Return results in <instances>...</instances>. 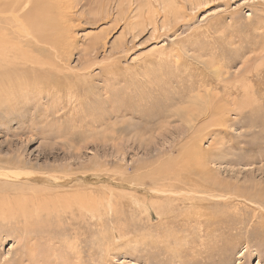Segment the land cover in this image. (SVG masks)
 Here are the masks:
<instances>
[{"label":"rangeland","instance_id":"rangeland-1","mask_svg":"<svg viewBox=\"0 0 264 264\" xmlns=\"http://www.w3.org/2000/svg\"><path fill=\"white\" fill-rule=\"evenodd\" d=\"M91 1L49 49L70 84L0 110V204L41 210L30 228L0 223V264H264L263 0ZM253 66L261 85L247 90ZM199 100L227 108V121L201 120ZM194 135L207 158L187 174L228 191L177 181Z\"/></svg>","mask_w":264,"mask_h":264},{"label":"bare ground","instance_id":"bare-ground-1","mask_svg":"<svg viewBox=\"0 0 264 264\" xmlns=\"http://www.w3.org/2000/svg\"><path fill=\"white\" fill-rule=\"evenodd\" d=\"M89 1V0H88ZM91 1V0H90ZM98 1V0H97ZM151 1V0H150ZM197 1V0H196ZM194 0H190L191 6L195 5ZM208 1V0H207ZM92 2V1H91ZM126 2V1H125ZM264 0L262 1V3ZM84 3V2H83ZM94 3V1H93ZM93 3L88 4L92 5ZM210 3V2H209ZM164 4V9L167 12L166 14H171V13H177L176 9L174 8L173 5H171L170 2H163ZM193 4V5H192ZM86 5V4H85ZM79 6H82V0H0V110L5 109V110H12L14 108L19 107V105L22 103V99L26 100L28 91L31 89H34L35 91L31 93L32 95L40 90V88H44V90H47L45 88L46 83L49 85L52 83V85H60V84H65L69 85V79L68 77L64 74V70L60 67L59 69L53 64L54 59L53 57L49 54V49H52L54 51H59L61 44L64 42L61 41L63 37H61L65 32L71 31L73 29L72 23L74 22L75 19V11L78 9ZM201 6V5H200ZM261 6V5H259ZM85 7V6H84ZM90 7V6H89ZM130 7V6H129ZM194 7V6H193ZM196 7V6H195ZM262 7V6H261ZM260 7V8H261ZM86 8V7H85ZM92 8V6H91ZM100 8V7H99ZM154 8V7H153ZM81 9V8H80ZM87 9V8H86ZM130 9V8H129ZM119 11V10H118ZM78 13V12H77ZM76 13V14H77ZM80 13V12H79ZM118 13V12H117ZM121 13V12H120ZM119 13V14H120ZM181 13V12H180ZM185 13V12H184ZM182 14V13H181ZM263 14V13H261ZM177 14H175L176 16ZM259 15V14H257ZM78 16V15H77ZM76 16V17H77ZM81 16V15H80ZM171 15H169L170 17ZM260 16V15H259ZM258 16V18H260ZM264 16V15H262ZM261 16V17H262ZM82 17V16H81ZM120 17V16H119ZM178 17V16H177ZM152 18V17H151ZM167 17L165 16V22ZM256 18V19H258ZM263 18V17H262ZM260 18L261 20H263ZM81 19V18H80ZM78 19V20H80ZM83 19V18H82ZM169 19V18H168ZM111 20V19H110ZM175 20V19H174ZM113 21V20H112ZM116 21V20H115ZM146 22V21H145ZM235 24V23H234ZM131 23L129 24V26ZM137 25V24H136ZM155 26V25H154ZM237 26V25H236ZM254 26V24H253ZM252 26V27H253ZM115 27V26H114ZM165 27V26H164ZM128 28V26H127ZM135 28V27H134ZM250 28V27H249ZM254 28V27H253ZM230 30V28H229ZM254 30V29H253ZM73 31V30H72ZM110 31V30H109ZM227 31V30H226ZM245 32V31H244ZM257 32V31H256ZM70 33V32H69ZM72 33V32H71ZM253 33V32H251ZM133 34V33H132ZM131 34V35H132ZM256 34V33H255ZM133 36V35H132ZM262 36V35H261ZM249 37V36H248ZM70 38V37H69ZM136 38V36H135ZM260 38V37H259ZM262 38V37H261ZM255 39V37H254ZM257 41V40H256ZM261 41V40H259ZM259 41L257 43H259ZM68 42V41H67ZM66 44H70L67 43ZM233 42V41H232ZM250 42V41H249ZM252 42V41H251ZM122 42H119V44ZM248 43V41H247ZM90 44V43H89ZM118 44V45H119ZM250 44V43H249ZM248 44L247 47L250 48V45ZM253 44V43H252ZM117 45V46H118ZM256 45V44H255ZM264 45V44H263ZM73 46V45H72ZM93 46V45H92ZM121 46V44H120ZM245 46V45H244ZM253 46V45H251ZM97 47V46H96ZM105 47V46H104ZM119 48V47H118ZM257 48V46L255 47ZM63 49V48H62ZM88 49H90L88 47ZM243 49V48H242ZM245 49V47H244ZM248 49V48H247ZM259 49V48H258ZM220 50V49H219ZM246 50V49H245ZM244 51V50H243ZM242 51V53H243ZM249 51V50H248ZM257 51V50H256ZM68 52V51H67ZM87 52V51H86ZM177 52V51H176ZM218 52V51H216ZM255 52V51H254ZM260 52V51H259ZM34 53H39L40 57L34 58L33 54ZM245 54V53H244ZM248 54V53H247ZM44 55V56H42ZM263 54L260 56H255L256 58L262 57ZM177 58V57H176ZM187 58V57H186ZM243 58V57H242ZM255 58V59H256ZM57 59V58H56ZM200 59V58H199ZM59 60V59H57ZM56 60V61H57ZM257 60V59H256ZM261 60L262 62L259 65H255L256 67V73L259 76H262L261 74L264 73V57L258 59V61ZM188 61V60H187ZM197 61V60H196ZM212 61V60H211ZM253 61V60H252ZM191 62V61H190ZM199 62V61H198ZM63 65V63H62ZM111 65V64H110ZM92 66V65H91ZM217 66V65H216ZM215 66V68H216ZM113 68H116V66H112ZM192 67V66H191ZM209 67V66H208ZM250 67V65H249ZM109 68V67H107ZM245 68V67H244ZM104 68H102L103 70ZM254 69V66H253ZM84 70V69H83ZM109 70H111L109 68ZM217 70H220L218 68ZM243 70V69H242ZM250 70V68H249ZM108 71V70H107ZM220 72V71H219ZM245 77L243 78L245 81H250L253 83L252 86L248 87L247 84L245 86L244 80L239 77L238 84L245 86L244 89H249L252 88L254 89L255 87L257 88L261 84L258 83L255 80V69L250 70L246 72ZM72 74V73H71ZM76 74V72H75ZM220 74V73H219ZM218 74V76H219ZM228 74V73H227ZM78 76V75H77ZM76 76V77H77ZM217 76V77H218ZM222 77V74H221ZM81 78V77H80ZM79 78V79H80ZM234 78V77H233ZM232 78V79H233ZM77 79V78H76ZM83 79V78H81ZM174 79V78H173ZM201 79V78H200ZM219 80V77L217 78ZM222 79V78H221ZM224 80V79H223ZM234 81V80H233ZM74 82V81H73ZM80 82V81H79ZM82 82V81H81ZM224 82V81H223ZM54 83V84H53ZM88 83V82H87ZM220 83V82H219ZM45 84V85H44ZM73 84V83H72ZM82 84V83H81ZM217 84V83H216ZM215 84V85H216ZM230 85H225L222 86V90L225 93V95H228L230 90L233 88V84L228 83ZM250 84V83H249ZM56 85V87H57ZM178 85V84H177ZM208 85V83H207ZM33 86V87H32ZM49 87V86H48ZM73 87V86H72ZM220 87V84H219ZM237 87V86H236ZM50 88V87H49ZM52 88V86H51ZM60 88V87H59ZM206 88V87H205ZM216 88V86H215ZM243 88V87H242ZM58 89V88H57ZM85 89V88H84ZM209 89V88H208ZM206 89V91L208 90ZM214 89V88H213ZM219 89V88H218ZM221 89V88H220ZM242 89V90H244ZM61 90V89H60ZM75 90V89H74ZM250 90V89H249ZM49 93V90H47ZM57 93V90H55ZM54 91V92H55ZM233 91V90H232ZM53 92V91H52ZM161 92V90H160ZM217 92V91H216ZM245 92V90L243 91ZM241 93L238 89L233 91V94H243ZM247 92V91H246ZM251 92V91H250ZM44 93V92H43ZM59 93V92H58ZM166 93V92H164ZM197 93V92H196ZM205 93V92H204ZM220 93V92H219ZM218 93V94H219ZM252 93V92H251ZM51 94V93H50ZM48 94V95H50ZM194 94V93H193ZM164 95V94H163ZM185 95V94H184ZM214 95V94H213ZM203 96V95H202ZM205 96V95H204ZM208 96V95H207ZM217 96V95H216ZM243 96V95H242ZM241 96V98H242ZM201 97V95H200ZM219 97V96H217ZM231 97V96H230ZM246 97V96H245ZM30 98V97H29ZM37 98V97H36ZM168 98V96H167ZM182 98V97H181ZM202 98V97H201ZM205 98H207L205 96ZM204 98V99H205ZM244 98V97H243ZM38 99V98H37ZM166 99V98H165ZM203 99V100H204ZM210 99V98H209ZM74 100V99H73ZM168 100V99H166ZM177 100V99H176ZM190 100V99H189ZM197 99H193L192 102V107L197 106L196 101ZM212 100V96L211 99ZM228 100V99H227ZM236 100V99H235ZM239 100V99H238ZM242 101V99H240ZM239 100V101H240ZM187 101V100H186ZM173 102V101H172ZM181 102V101H180ZM200 102V100L198 101ZM225 102V100H224ZM229 102V101H228ZM234 102V101H233ZM247 102V101H246ZM245 102V103H246ZM155 103V102H154ZM201 103V102H200ZM230 103V102H229ZM236 103V101H235ZM248 103V102H247ZM215 103L213 101L209 102L208 104L206 103H201L199 104L200 111L197 110L196 112H200L199 117L201 120L209 119V122L211 124V120H213L212 123H216L220 125V122H226L227 119L225 118L226 114V109L227 108H214ZM228 104V103H227ZM219 105V104H218ZM245 104H243L244 106ZM214 106V107H213ZM236 107V106H235ZM234 107V110H235ZM198 108V107H197ZM195 108V109H197ZM239 108H243L242 104H239ZM256 109V108H255ZM231 110V109H230ZM255 112V111H254ZM256 113V112H255ZM178 115V113H175V116ZM184 116L182 113L179 114L181 117ZM191 116V114H190ZM162 117V116H160ZM216 117V119H214ZM198 118V117H197ZM229 119V117H227ZM174 119V118H173ZM188 122L190 124H193L194 126V120L196 118L192 117H187ZM171 121V120H170ZM252 123V122H251ZM189 124V125H190ZM240 124V123H239ZM255 124V123H254ZM259 124V123H258ZM215 125V126H218ZM191 126V125H190ZM189 126V127H190ZM214 126V125H213ZM211 125V127H213ZM234 126V125H233ZM216 128V127H215ZM220 128V127H218ZM258 128V127H257ZM264 128V127H263ZM203 130V129H201ZM210 130V129H209ZM193 131V130H192ZM207 131V130H206ZM198 132V131H197ZM198 134L201 135L200 132ZM192 141L193 148L189 150H184L183 151V156L182 159L185 160V166L183 164V168L179 167L180 170L178 171L176 177L178 178L177 181L186 186L188 184H191L192 186L195 184V182L198 183V187L200 188L203 192H208L212 193L213 195L215 193H223L224 190L227 189V185L224 186L223 183H221L218 180H213L211 177H209V172H202L199 173L195 181L190 177L187 173H193L192 170L199 171V166H203L205 163V159L207 158L205 156V153L200 150L199 148V142L197 143V136L194 135ZM203 137V136H202ZM263 137V136H262ZM261 137V138H262ZM202 139V138H201ZM264 143V142H263ZM191 144V145H192ZM188 148V147H187ZM185 149V148H184ZM182 150V149H181ZM208 154V153H207ZM178 157V156H177ZM181 157V155H180ZM170 159V158H169ZM172 161V160H171ZM191 162V163H190ZM172 163V162H171ZM208 163V162H207ZM173 165V164H172ZM194 165V166H193ZM206 166V165H205ZM22 167H13V170H19ZM198 168V169H197ZM191 169V170H190ZM11 170V169H10ZM24 170V169H23ZM173 170V169H172ZM190 170V171H189ZM168 171V170H167ZM175 171V170H174ZM170 173V171H168ZM1 173V172H0ZM172 173V172H171ZM174 173V172H173ZM172 173V174H173ZM198 173V172H197ZM5 174V173H4ZM9 174V173H8ZM33 174V173H32ZM166 172L164 173V175ZM171 174V175H172ZM201 174V175H200ZM212 174V173H211ZM2 175V174H1ZM17 175V174H16ZM35 175V174H34ZM162 174V176H164ZM5 175H3L4 177ZM10 176V175H9ZM26 176V174L24 175ZM195 176V175H194ZM216 176V175H215ZM29 177V176H28ZM170 177V175H169ZM175 177V176H174ZM199 177V178H198ZM24 178V177H23ZM22 178V179H23ZM53 178V177H52ZM4 179V178H3ZM26 180V179H25ZM28 180V178H27ZM123 180V179H122ZM126 181V180H125ZM1 182V181H0ZM177 183V182H176ZM196 183V184H197ZM179 185V184H178ZM32 186V185H31ZM183 186V187H184ZM189 186V185H188ZM180 187V186H179ZM196 187V186H194ZM166 188V187H165ZM187 188V187H186ZM191 188V187H190ZM191 188V189H192ZM150 189V188H149ZM183 189V188H182ZM188 189V188H187ZM194 189V188H193ZM192 189V191H193ZM197 189V188H196ZM181 190V189H180ZM232 191V190H231ZM191 192V191H190ZM196 192V191H195ZM227 193V192H226ZM225 193V194H226ZM54 194V193H53ZM224 194V195H225ZM232 194V192H231ZM263 194V192H262ZM221 195V194H220ZM228 195V194H227ZM226 195V196H227ZM258 195V193H257ZM237 196V195H236ZM260 196L261 193H260ZM214 197V196H213ZM239 197V196H238ZM82 198V197H81ZM241 198V197H240ZM16 199V198H15ZM84 199V198H83ZM184 199V198H183ZM237 199V197H236ZM78 200V199H77ZM142 200V199H141ZM239 200V199H237ZM24 201V200H23ZM22 201V202H23ZM33 201V200H32ZM79 201V200H78ZM86 201V200H85ZM161 201V200H160ZM205 202L204 200H199V202ZM264 201V200H263ZM25 202V201H24ZM30 202V201H29ZM74 202V201H73ZM81 203V201H79ZM18 206H13L10 204V207H6L2 204H0V223H16L19 221H24L25 224L24 226L26 228H30L33 225L36 224L35 220H39L38 218L39 215L41 214V210H32L30 207L29 210L27 208L21 207L18 203L16 202ZM27 203V202H26ZM25 203V204H26ZM31 203V202H30ZM28 203V204H30ZM33 203V202H32ZM38 203V202H37ZM76 203V202H75ZM23 204V203H22ZM34 204V203H33ZM39 204V203H38ZM216 204V203H215ZM69 205V204H68ZM80 205V204H79ZM82 205V204H81ZM80 205V209L84 206ZM121 205V204H120ZM119 205V206H120ZM192 205V204H191ZM217 205V204H216ZM219 205V204H218ZM23 206V205H22ZM91 206V205H90ZM220 206V205H219ZM230 206V205H229ZM68 207V206H67ZM116 207V206H115ZM36 208V207H35ZM92 208V207H91ZM96 208V206H95ZM94 208V209H95ZM122 208V206H121ZM31 209V210H30ZM39 209V208H38ZM84 209V208H83ZM81 209V210H83ZM218 209V208H216ZM85 210V209H84ZM208 210V209H206ZM75 211V210H74ZM79 211V210H78ZM93 211V210H92ZM91 211V213H92ZM119 211V210H118ZM164 211V210H163ZM45 212V211H42ZM117 213V212H116ZM74 214V213H73ZM174 214V213H173ZM172 214V215H173ZM46 215V214H45ZM50 215V214H49ZM48 216V215H47ZM95 216V215H93ZM198 216L204 217V214L199 212ZM98 217V216H97ZM101 217V216H100ZM50 218V216H49ZM99 218V217H98ZM97 218V219H98ZM170 220V219H169ZM100 221V220H99ZM202 221V220H201ZM42 222V221H41ZM101 222V221H100ZM35 227V226H34ZM34 229V228H33ZM36 229V227H35ZM35 231V230H33ZM27 232V231H26ZM118 233V232H117ZM203 233V232H202ZM137 238V237H136ZM43 239V238H42ZM168 240V239H167ZM76 248V247H75ZM77 252V251H76ZM71 254V253H70ZM77 254V253H76ZM80 251L77 254V259L79 260L80 256ZM32 256V255H31ZM74 256V255H73ZM29 257V256H28ZM34 257V256H33ZM43 257V256H42ZM36 258V257H35ZM34 258V260H35ZM41 258V257H40ZM45 259V258H43ZM38 260V258H36ZM41 260V259H39ZM47 260V259H45ZM50 260V259H49ZM77 260V261H78ZM81 258L80 261L76 262L75 264H80L81 263ZM31 261V260H30ZM44 261V260H43ZM36 264V261H34ZM40 261H38L39 264ZM47 261H45L46 263ZM42 263V262H41ZM42 263V264H45ZM47 264V263H46ZM55 264V263H54ZM57 264V263H56Z\"/></svg>","mask_w":264,"mask_h":264}]
</instances>
